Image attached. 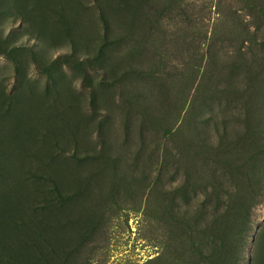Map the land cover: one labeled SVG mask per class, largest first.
I'll list each match as a JSON object with an SVG mask.
<instances>
[{
  "label": "rangeland",
  "instance_id": "1",
  "mask_svg": "<svg viewBox=\"0 0 264 264\" xmlns=\"http://www.w3.org/2000/svg\"><path fill=\"white\" fill-rule=\"evenodd\" d=\"M0 264H264V0H0Z\"/></svg>",
  "mask_w": 264,
  "mask_h": 264
}]
</instances>
